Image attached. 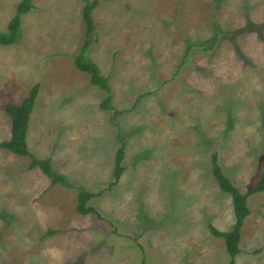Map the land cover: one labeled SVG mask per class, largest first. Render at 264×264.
I'll return each mask as SVG.
<instances>
[{
	"label": "rangeland",
	"instance_id": "1",
	"mask_svg": "<svg viewBox=\"0 0 264 264\" xmlns=\"http://www.w3.org/2000/svg\"><path fill=\"white\" fill-rule=\"evenodd\" d=\"M20 1L0 0V31ZM83 4L33 0L17 40L0 43V141L6 103L39 83L28 147L69 184L0 147V264H227L209 225L235 216L211 156L242 192L264 172V0H99L87 57L111 108L75 65ZM80 188L99 215L78 212ZM247 204L235 264H264V190Z\"/></svg>",
	"mask_w": 264,
	"mask_h": 264
},
{
	"label": "trees",
	"instance_id": "2",
	"mask_svg": "<svg viewBox=\"0 0 264 264\" xmlns=\"http://www.w3.org/2000/svg\"><path fill=\"white\" fill-rule=\"evenodd\" d=\"M98 3L99 0H84L82 18L86 26L85 37L78 53L74 56V60L78 69L90 75V83L92 85H96L106 91L107 94L101 102V106L104 108H111V93L108 77L103 76L100 73L97 64L87 57V51L90 48L93 39L92 36L96 28L92 13ZM32 7L33 0H21L18 3L15 14L8 22L7 29L0 31L1 44H11L17 40L21 29V15L31 10ZM212 40L215 42L217 37H213ZM196 45L198 44L196 43ZM204 47L206 48L207 45ZM38 90L39 83H35L31 87L29 93L20 103H6L5 110L11 118V131L10 137L8 139L0 141V147L17 155L28 156L30 158L28 165L29 169H34L37 167L40 168L51 179V184L54 185L56 183H61L63 185H69L63 175L58 174L53 170L50 159L37 157L29 150L28 147L27 130L31 112L38 95ZM122 111L123 110H115L113 116L115 117ZM118 140L120 145L115 154V163L113 169L115 179L110 183V186L114 185L119 180L124 169L122 160L124 158L126 144L124 138L120 134L118 136ZM211 172L217 181L219 188L231 196L235 220L231 229L228 230H220L212 224L209 225V228L214 236L223 238L226 250L230 255V260L227 264H235L236 255L240 251L239 243L242 225L244 219L250 212L247 204V197L252 192L264 190V172L261 174L257 183L248 192H242L235 184H233L229 177L224 174L218 162L216 152L212 153L211 156ZM94 195L95 193L88 191L87 189H79L77 203V210L79 213L87 214L94 212L99 215L92 206L87 205V201ZM49 233H52V231H49Z\"/></svg>",
	"mask_w": 264,
	"mask_h": 264
}]
</instances>
